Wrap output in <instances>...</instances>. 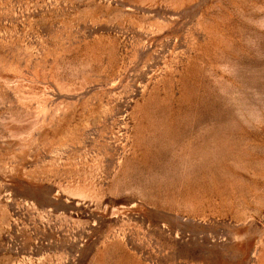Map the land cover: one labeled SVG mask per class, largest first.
<instances>
[{
  "label": "rangeland",
  "instance_id": "obj_1",
  "mask_svg": "<svg viewBox=\"0 0 264 264\" xmlns=\"http://www.w3.org/2000/svg\"><path fill=\"white\" fill-rule=\"evenodd\" d=\"M0 264H264V0H0Z\"/></svg>",
  "mask_w": 264,
  "mask_h": 264
}]
</instances>
